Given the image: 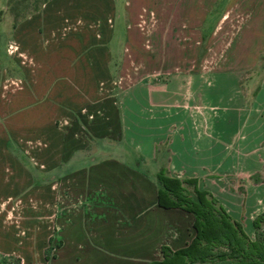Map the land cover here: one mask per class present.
Here are the masks:
<instances>
[{"label": "crops", "instance_id": "0c3cea01", "mask_svg": "<svg viewBox=\"0 0 264 264\" xmlns=\"http://www.w3.org/2000/svg\"><path fill=\"white\" fill-rule=\"evenodd\" d=\"M220 1L217 24L203 38L199 31ZM144 3L154 13L148 34L162 77L116 96L100 91L112 69L115 0H47L8 33L0 16V264L7 257L19 264H146L161 259V246L184 247L193 218L156 205L160 170L194 179L243 228L264 210V79L228 98L231 115H198L191 100L197 76L231 72L229 59L217 69H193L196 44L191 53L169 47L208 45L219 23L222 37L243 24L264 25V0H123L129 48L141 45L135 25ZM262 30L245 33L264 37ZM8 42L17 48L10 60ZM132 89L154 96L145 101L156 116L129 113ZM55 121L62 127L56 147ZM138 134L146 146L135 143ZM37 138L45 148L27 165L22 139Z\"/></svg>", "mask_w": 264, "mask_h": 264}, {"label": "rangeland", "instance_id": "374dc122", "mask_svg": "<svg viewBox=\"0 0 264 264\" xmlns=\"http://www.w3.org/2000/svg\"><path fill=\"white\" fill-rule=\"evenodd\" d=\"M42 1L43 0H7L5 9L0 11V16L6 23L7 33L15 22L28 14L37 11L41 6ZM122 3L123 0H115L116 17L112 21V24L114 25L113 37L109 44L113 61L111 63V73L108 74L106 80H103L100 84V91L103 96H106V94L116 96L121 90L136 82L148 81L150 83H156L162 77L157 70V53H151L152 45L149 41L151 36L148 34L153 28V26L147 25L149 18L154 17L153 11H150L148 5L145 3L138 9L139 14L136 21L139 23L135 25V29L141 37L142 42L139 49L136 47L129 48L127 45L123 44L125 38V24L122 18H120L123 9ZM140 4L141 3L136 4V7L138 8ZM222 7L223 2L221 1L215 4L208 17L205 19L204 25L199 31L203 38L210 37L211 32L217 24ZM248 26L249 25L243 24L234 29H229L227 32L228 35L222 37V26L221 23H219L216 26L213 35L214 39L211 38L213 41L208 45L205 41L194 43H170V49L173 45H177V47L181 46L180 48L182 50L187 48L189 53H191L190 49H193L192 46L196 44V46L194 45L197 47V52L195 53H198V57L195 59L196 61L194 60L195 63H190V65L193 66V69L196 67L199 68V70L217 69L218 66L222 64L223 56L224 59H229L227 68H229L231 72L219 75L206 73L197 76L191 91V100L192 103L197 106L196 113L198 115H231L232 112L229 111L228 103L230 101H228V98L234 100L233 97L236 96L238 90L242 89L245 84H253L254 82L259 84L260 80L264 79V37L259 35L248 36L245 33V30L248 28H250L251 31L254 30L257 32L259 30L258 32L262 33L264 25ZM224 28L228 30L227 26ZM0 31L5 32L2 25H0ZM8 44H10V42H8L7 45ZM202 53L205 54V56H203ZM6 56L9 60L13 58L12 55L6 54ZM244 67H247L246 71L244 70ZM178 76L183 77L184 75ZM8 78L12 79L13 77H7V79ZM143 85H145V83H143ZM127 97L132 100L131 104L128 106V109L130 110L129 113L135 118L140 111L145 113L146 116L157 115L158 110L156 108L146 106V98H154L153 95L146 96L143 91L132 89L129 91ZM119 101L121 105V100ZM120 108L121 113H124V110L127 107L121 105ZM137 123H139L138 120ZM230 125V130H234L235 127L233 126L235 124L230 122ZM54 128L56 133H59V135H55L54 138V145L56 147L61 141V123L55 121ZM141 129L138 128L137 131H140ZM141 131L145 133L143 130ZM138 135L139 136L135 137V143L138 142L141 146H146L147 139L140 137V134ZM25 141L26 140L22 139V144L29 148V151L27 154L23 153V162L27 165H33V163H37L39 160L34 157L32 153H40L41 150L45 148V138H37L32 141L27 139V141H30L29 143H24ZM240 227L245 238L252 241V222L246 225L244 224V228L241 225ZM52 252L53 251L48 248L44 249L43 258L47 261ZM59 262V264H61V259ZM79 262L82 264L81 261ZM1 264H19V262L16 258L7 257Z\"/></svg>", "mask_w": 264, "mask_h": 264}, {"label": "trees", "instance_id": "16d2710c", "mask_svg": "<svg viewBox=\"0 0 264 264\" xmlns=\"http://www.w3.org/2000/svg\"><path fill=\"white\" fill-rule=\"evenodd\" d=\"M262 146L264 151V116ZM155 178L156 205L189 213L193 235L180 249L161 246V259L147 264H264V210L252 220L253 239L249 241L240 225L231 221L209 194L199 190L194 179L178 180L163 170Z\"/></svg>", "mask_w": 264, "mask_h": 264}, {"label": "built area", "instance_id": "2783aa9c", "mask_svg": "<svg viewBox=\"0 0 264 264\" xmlns=\"http://www.w3.org/2000/svg\"><path fill=\"white\" fill-rule=\"evenodd\" d=\"M16 51H17V48L14 44L10 43L6 46L5 52L7 55L13 56V55L17 54Z\"/></svg>", "mask_w": 264, "mask_h": 264}]
</instances>
